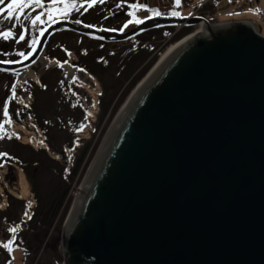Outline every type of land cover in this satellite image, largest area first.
I'll list each match as a JSON object with an SVG mask.
<instances>
[{
    "label": "water",
    "instance_id": "1",
    "mask_svg": "<svg viewBox=\"0 0 264 264\" xmlns=\"http://www.w3.org/2000/svg\"><path fill=\"white\" fill-rule=\"evenodd\" d=\"M164 24L207 29L118 113L64 223L65 264H264V35L253 23L153 17L109 33L59 21L38 47L61 26L124 41Z\"/></svg>",
    "mask_w": 264,
    "mask_h": 264
},
{
    "label": "rangeland",
    "instance_id": "2",
    "mask_svg": "<svg viewBox=\"0 0 264 264\" xmlns=\"http://www.w3.org/2000/svg\"><path fill=\"white\" fill-rule=\"evenodd\" d=\"M134 3L147 5L146 8L136 10L138 13L137 15L135 14V17L128 15L129 12L133 11L129 5ZM202 6L204 7L201 13L208 15V19L212 20V23L246 20L253 23L256 29L264 35V0H180L179 6L175 4V0H104L103 3L97 0L96 4L92 7L89 8L87 6L86 15L89 17L94 16L98 23L101 22L108 28H112L113 31H116V28H124V25L130 20L134 21L135 19H141L145 21L148 19L147 17L153 16V13L148 11L149 7H155L161 11V15L153 17H176L171 15V13L175 11L179 13L178 16H187L189 14L199 15L195 14V12ZM170 10H172L171 13L168 12ZM135 24L136 23L129 24L126 30ZM188 27H192L190 33L176 41L173 39L174 37L170 40L165 38V32L172 34L171 31L175 30L172 26L170 27L171 29H168V27L154 28L153 30H148L124 41H105L86 36L84 40V49L86 53L82 56L81 61H83V63L80 62V68L77 67L78 62L69 64L64 61V63H67L66 66L58 62L59 60H51L46 66L41 65L39 69H41V76L44 81L42 83L43 86L36 89L35 113L38 121H42L43 124H46L48 131L54 134L52 137V147L53 150L60 153L62 158V160H58V163L65 165L64 158L66 157V151L64 147L66 146L69 148L73 146L75 136L70 132V128L79 129L83 126L82 113L71 108L72 91L84 94L88 97L86 87L93 82L91 76L86 75L83 70H81L82 66H84L83 64L87 63L89 67L96 69L97 74L91 72L87 65L84 66L89 73L92 75L94 74L96 77L102 90L101 95H103L106 89H113L110 95L112 97L114 96L112 108L117 105L118 108L116 109V113L111 118H108V121L107 118L104 119L100 133L103 127L104 130L102 134L98 135L95 139L96 141L99 137V144L96 150L91 154L82 175L81 172H79L75 179L69 182L62 177L60 164L57 163H52L50 167L36 174V183L43 198L51 199L56 196H60L61 198L63 195V200L58 204L59 209L55 211L56 214L54 213L52 217V224L45 229V232L42 233L40 237L39 235L34 236L39 244L37 251L33 253L34 255L27 257L21 248H12L15 241L19 239L21 231L26 230V232H29L31 229H29L27 220L23 217L25 200L18 199L16 200L18 202H14L13 209H11V213L13 214L11 218L0 219V264H8L9 260H13V264H65L62 233L63 226L75 201L78 189L104 137L131 93L161 59L167 47L179 42L186 36L200 29V25H189ZM36 31L37 28L32 31L31 36L36 33ZM74 35V37L79 36L78 33ZM52 40H58V35L54 34L51 38V41ZM66 40H68L69 43L68 47L74 49L77 41L72 39L69 40L68 38H66ZM47 51L49 50L47 49ZM46 54L51 55L49 52ZM76 54V57L72 54L71 59H76L78 61L81 55L79 56V53ZM150 65H152L150 70L137 85L126 94V97L121 102L123 95L134 79ZM72 66H74V68H72ZM68 69L75 70L76 78L72 77L70 80L67 79ZM72 79H75L77 83H73ZM11 80V75L0 71V92H6V88ZM79 83H81V85H79ZM100 111L101 110H99L96 120L99 118ZM14 144V141L0 138V154L6 153L7 151L14 152ZM27 149L26 152L22 153L25 157L30 155L32 147L27 145ZM20 175L27 181L29 193L25 196L30 197V195H34L37 201V196L22 168ZM9 179L10 185L12 186L16 179V172L13 166L10 167ZM67 209L68 213L64 217ZM14 227L17 231L15 233L10 232L9 229ZM9 240H12L10 246L11 251L3 247ZM34 248H36V245Z\"/></svg>",
    "mask_w": 264,
    "mask_h": 264
},
{
    "label": "built area",
    "instance_id": "3",
    "mask_svg": "<svg viewBox=\"0 0 264 264\" xmlns=\"http://www.w3.org/2000/svg\"><path fill=\"white\" fill-rule=\"evenodd\" d=\"M175 33L166 34L168 40L172 39ZM51 60L55 58H49L43 55L38 62L18 72L8 89L6 90L4 100L0 106V137L3 139L17 140L21 143L30 145L35 150H45L47 153L56 160H62L60 153L53 150L50 146L47 136V125L38 121L35 115V102H36V89L42 86L41 80V65L46 66ZM71 67V66H68ZM80 68V66H77ZM74 68V66H72ZM69 70V69H68ZM83 72L91 76L93 82L86 87L88 97L84 94H79L72 91V108L80 111L83 118V126L79 129L70 128V132L75 136L72 147H64L66 151L65 165H71L72 154L82 145V141L91 136V132L94 129L100 104L99 96L101 94V87L96 78L91 75L85 68H81ZM74 69H70L67 72V79L72 77L76 78ZM73 83H77L75 79H72ZM81 85V83H79ZM15 89V98L12 97V90ZM7 103L9 116L3 115V106ZM10 119L11 123L5 121ZM82 128V130H80ZM0 210L7 209L9 204V197L13 195L18 199L25 200V211L23 217L28 221L29 216L36 205L34 195L25 196L22 194V188L20 185L21 168L18 164L2 160L0 161ZM13 166L16 172V179L13 185H10L9 172L10 167ZM25 212L28 213L25 216ZM4 247V246H3ZM6 248V247H4Z\"/></svg>",
    "mask_w": 264,
    "mask_h": 264
},
{
    "label": "trees",
    "instance_id": "4",
    "mask_svg": "<svg viewBox=\"0 0 264 264\" xmlns=\"http://www.w3.org/2000/svg\"><path fill=\"white\" fill-rule=\"evenodd\" d=\"M202 6L198 11L197 14L205 16L206 18H209L208 15H206L205 13H201L203 10ZM152 10L155 11H159L161 12L158 8H150ZM88 12V11H87ZM150 12V11H149ZM168 12H172V10L168 11ZM137 11L135 12V14L137 15ZM151 13V12H150ZM178 16V15H175ZM141 20V19H140ZM212 22V20H210ZM172 26L173 29H176V25L173 24H165V25H161L157 28L160 27H168V29H171L170 27ZM192 27H188V26H182L179 31L176 32V34L178 33L176 36H174V40H178L180 38H182L183 36L187 35L188 33H190ZM156 60V59H155ZM83 65H87V63L83 64ZM88 69L97 74L96 69H93L92 67H89L87 65ZM152 67V65H150L146 70H144L137 78L134 79V81L132 82V84L130 85V87L127 89V91L125 92V94L123 95L122 100L126 97V94L132 90L137 83L144 77V75L150 70V68ZM5 73L11 75V79L14 76V74L17 73V71H4ZM10 84V83H9ZM9 86V85H8ZM8 88V87H7ZM6 88V89H7ZM113 89L111 88V90H107L105 92H103V95H101L100 97V114H99V118L95 124V129L92 132V135L89 139L84 140L83 144L81 145V147L73 154V158H72V163L70 166H66V165H62L60 163H58L59 161L53 159L46 151L44 150H35L32 148L31 153L28 157H25L22 153L26 152L27 149V145L22 144L18 141H14V148L15 151H7L6 154L7 156H1L0 160L5 157L8 158L9 160L18 163L21 168L23 169V171H25L28 180L30 181L31 185H32V189L35 192V195L37 196V205L34 207L33 212L30 216L29 219V232H26V230L21 231L19 239H17L13 245L12 248L15 247H19L23 250V253L28 257H30L31 255H34L33 253L35 251H37V248L39 247V244L37 243V240H35L34 236L35 235H39V237L42 235V233L45 232V229L48 228L52 222H53V215L54 213L56 214V210L59 209L58 204L60 203L61 200H63V195L60 198V196H56L54 198L51 199H46L43 198V195L36 183V174L42 170L47 169L48 167H50V165L52 163H57L60 164V168L62 170V177L66 180H68L69 182H71L73 179H75V177L79 174V172H81V175L83 174V171L88 163V160L91 156V154L96 150L98 144H99V137L97 138V140L95 141L96 137L98 135H101L103 130L100 133V129L102 128V124L105 118H111L115 113H116V109L118 108V105L112 108L113 105V98L114 96H110L112 93ZM5 91L0 92V103L3 99ZM42 122V121H41ZM43 123V122H42ZM48 137H49V141H51V146H52V137L54 134H52L50 131H47ZM80 178V177H79ZM18 199H16L14 196H10V203H9V208L7 211L5 212H0V219L1 218H11L13 216V214L11 213V209H13V204L14 202H18L16 201ZM68 213V209L66 211L65 215ZM36 245V248H34V246Z\"/></svg>",
    "mask_w": 264,
    "mask_h": 264
},
{
    "label": "flooded vegetation",
    "instance_id": "5",
    "mask_svg": "<svg viewBox=\"0 0 264 264\" xmlns=\"http://www.w3.org/2000/svg\"><path fill=\"white\" fill-rule=\"evenodd\" d=\"M9 2L10 0H5L4 4L0 5V8H6ZM70 2H74L77 5V7L70 9L67 14L54 11L53 16H54L55 22H48V16H47V13L45 12L44 17H42L45 23L44 24L38 23L35 27H33V25L31 24V19L34 18L36 15H38L41 11H45V9H35V8L25 9L24 15L21 16L19 20H17L15 16L12 19H5L4 17L7 15L6 12L3 13V15H0V32H6V31L11 30L14 34V38H10L8 40H4L3 38H0V60L19 61L17 63L24 62L25 61L24 58L19 56V53L24 52L26 55H28L29 53L32 52L31 41H32L33 36L39 39L41 37L39 33L42 29H47L49 26L59 21H66L80 28H87L85 27V25H91V27H88V28L106 31L109 33L126 32L132 29L133 27H135L136 25H138L136 23L135 25L131 26V28H129L128 30H126V28L124 29L120 27V28H116L115 29L116 31H113L112 28H108L103 23L101 22L98 23L96 18H94V16L89 17L88 15H86V8L88 5L84 3V0H70ZM43 3L45 4V8H47L48 6L51 5V0H43ZM81 4H83L84 6L80 7ZM56 7L62 9L64 5L58 4ZM77 21H79V23H77ZM35 28H37V31L31 36V33ZM25 29L28 30L27 33H25L24 31ZM77 33L79 36L74 37L75 36L74 34H77ZM21 34L25 35V40L23 41L19 40V36ZM54 34L58 35V40L51 41V38L53 37ZM86 36L94 38V36H90V35L78 32L77 30L71 29L66 26L58 27L54 29L52 33L49 35V37L47 38L45 42L44 47L40 48L37 45V48L35 51V53H37L36 61L43 55L44 52L45 53L49 52V54L57 56L61 61L67 60L69 64L73 62H78L77 64L80 65V62L83 63V61H81L82 56L86 53L84 49V40ZM66 38H68L69 40L72 39L74 41H77L74 49L72 47H68L69 43H68V40H66ZM96 39L102 40L97 37ZM47 49L49 51H47ZM76 53H79V56L81 55L78 61L76 59H71V57L69 56V54H73V56L76 57L77 55Z\"/></svg>",
    "mask_w": 264,
    "mask_h": 264
},
{
    "label": "snow or ice",
    "instance_id": "6",
    "mask_svg": "<svg viewBox=\"0 0 264 264\" xmlns=\"http://www.w3.org/2000/svg\"><path fill=\"white\" fill-rule=\"evenodd\" d=\"M5 0H0V5L4 4ZM97 2V0H85V3H87L88 7H92L93 5H95ZM101 3L104 2V0H100ZM58 4H63L64 7L58 8L56 7ZM175 4L177 6L180 5V0H175ZM84 5L81 4L80 7H83ZM77 5L74 2H70V0H51V5L48 6L47 8H45V4L43 3V0H10V2L7 4L6 8H0V15H3V13H7V15L4 17L5 19H12L14 16L17 20L20 19L21 16L24 15V11L25 9H29V8H35V9H45V11H41L38 15H36L34 18L31 19V24L33 25V27H35L38 23L40 24H44L45 21L42 19V17H44L45 12L47 13L48 16V22H55L54 20V16H53V12H61L64 14H67L69 12L70 9L72 8H76ZM130 8L133 9L132 12H129L128 15L129 16H133L135 17V11L141 8H146L147 5L142 4V3H134V4H130L129 5ZM148 11L153 13V16H159L161 15V13L159 11H155L152 9H148ZM171 15L175 16V15H179V13L177 12H172ZM153 16H149L147 17L148 19L153 18ZM77 23H79V21H77ZM131 23H144L143 20L140 19H135L130 20L127 24L124 25V28H127L129 24ZM85 27H91V25H85ZM107 30V29H105ZM25 33H27V29L24 30ZM46 31V29H42L39 33V35L42 37L44 35V32ZM0 38H3L4 40H8L10 38H14V34L11 30L6 31V32H0ZM19 40L23 41L25 40V35L21 34L19 36ZM39 43V40L37 37L33 36L32 41H31V49L32 52L29 53L28 55H26L24 52H20L19 56L23 57L24 60L29 59V56L34 54L37 48V45ZM19 61H3L0 60V63H17ZM15 89L13 88L12 90V97L15 98ZM3 115L5 117L9 116V112H8V105L7 103L4 104L3 106ZM6 123H11V120L8 119L5 121ZM3 125H0V128H2ZM82 130V128L80 129ZM2 138V137H0ZM0 156H7L6 153L0 154ZM2 166V165H0ZM28 213L25 212V216H27ZM10 232L15 233L17 231V229L14 228H10L9 229ZM11 244H12V240H9L4 247L8 248L9 251H11Z\"/></svg>",
    "mask_w": 264,
    "mask_h": 264
},
{
    "label": "bare ground",
    "instance_id": "7",
    "mask_svg": "<svg viewBox=\"0 0 264 264\" xmlns=\"http://www.w3.org/2000/svg\"><path fill=\"white\" fill-rule=\"evenodd\" d=\"M207 29V26H203V28H201V30H199V32H201V31H205ZM187 37H189V35L188 36H186L185 38H183L182 40H180L179 42H177V43H175V44H172V45H170L168 48H167V50L165 51V53H163L162 54V57H161V59H164L173 49H175L176 47H178L181 43H183L186 39H188ZM190 38V37H189ZM160 59V60H161ZM159 60V61H160ZM157 64V63H156ZM20 185H21V188H22V194L23 195H27L28 193H29V190H28V188H27V181L23 178V177H21V179H20Z\"/></svg>",
    "mask_w": 264,
    "mask_h": 264
}]
</instances>
